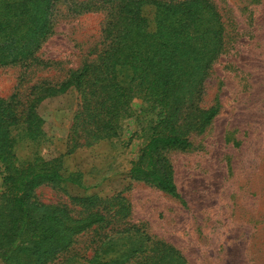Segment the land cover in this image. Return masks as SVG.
<instances>
[{
  "label": "trees",
  "instance_id": "obj_1",
  "mask_svg": "<svg viewBox=\"0 0 264 264\" xmlns=\"http://www.w3.org/2000/svg\"><path fill=\"white\" fill-rule=\"evenodd\" d=\"M59 0H0V67L49 68L38 56L54 34ZM96 6V5H95ZM94 6V8H95ZM154 7L150 21L143 14ZM86 8V7H85ZM82 7V9H85ZM108 11L103 49L93 62L59 82L43 80L28 93L0 96V261L3 264H191L175 246L131 222V204L118 193L88 195L64 204L36 200L41 186L86 189L82 174H66L57 160L18 164L21 140L44 137L40 105L75 90L79 104L73 146L119 137L121 123L141 100L153 115L143 129V147L132 162V181L181 200L172 152H187L220 112L202 106L205 83L225 50L222 15L212 0H102ZM127 70L128 84L120 81Z\"/></svg>",
  "mask_w": 264,
  "mask_h": 264
},
{
  "label": "rangeland",
  "instance_id": "obj_2",
  "mask_svg": "<svg viewBox=\"0 0 264 264\" xmlns=\"http://www.w3.org/2000/svg\"><path fill=\"white\" fill-rule=\"evenodd\" d=\"M212 2L223 18L225 50L205 83L202 106L218 102L220 112L203 135L192 138L189 151L169 154L181 200L129 177L144 144L143 129L153 117L139 99L132 102V117L121 123L119 137L91 145L81 139L70 154L78 95L71 90L47 99L38 110L44 137L21 140L16 155L20 166L57 160L66 174H82L86 189L41 186L35 192L41 203L74 208L72 197L123 193L131 204V222L175 246L189 263L264 264V0ZM98 3L102 0H59L54 34L38 52L51 66L0 67V96L25 95L43 80L62 81L93 62L104 47L108 17L105 9L94 10ZM154 11L149 6L143 14L151 21ZM130 78V72L120 71V81L128 84ZM3 177L0 168V196Z\"/></svg>",
  "mask_w": 264,
  "mask_h": 264
}]
</instances>
